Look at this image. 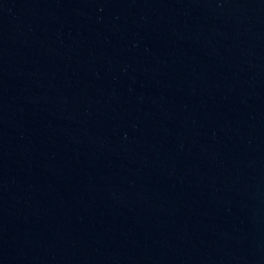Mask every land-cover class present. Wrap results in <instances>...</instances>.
Instances as JSON below:
<instances>
[{"label":"water","instance_id":"95a60500","mask_svg":"<svg viewBox=\"0 0 264 264\" xmlns=\"http://www.w3.org/2000/svg\"><path fill=\"white\" fill-rule=\"evenodd\" d=\"M0 264H264V0H0Z\"/></svg>","mask_w":264,"mask_h":264}]
</instances>
